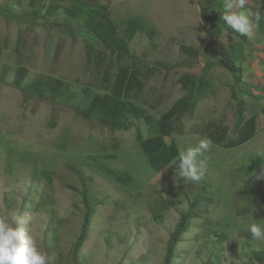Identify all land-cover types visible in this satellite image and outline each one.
I'll return each instance as SVG.
<instances>
[{
  "label": "rangeland",
  "instance_id": "obj_1",
  "mask_svg": "<svg viewBox=\"0 0 264 264\" xmlns=\"http://www.w3.org/2000/svg\"><path fill=\"white\" fill-rule=\"evenodd\" d=\"M92 6L107 9L139 79L123 99L133 110L128 128L116 132L70 109L83 90L110 91L85 64L87 48L102 44L83 28L72 36L59 26L69 10L80 14ZM246 7L259 9V0H248ZM0 8V69L6 70L0 80V215L9 222L25 217L24 226L49 264H73L85 221L83 183L91 188L95 214L77 264H161L171 232L195 199L174 264H259L252 253L264 252V240H254L248 230L253 223L264 228V179L257 178L264 170V35L257 27L240 61L243 81L257 96L246 99L245 113L246 119L257 115L255 136L239 144L233 134L234 80L218 65L209 70V87L195 111L172 121L166 142L180 152L208 138L210 124L228 127L224 143L210 139L207 171L197 183L179 176L178 163L149 168L138 140L157 134L161 116L183 95L181 76L199 80L210 58L198 0H0ZM238 43L222 28L216 48L224 53ZM182 45L198 49V56L183 53ZM19 67L27 69L25 82L62 81L55 115L51 104L36 107L13 86Z\"/></svg>",
  "mask_w": 264,
  "mask_h": 264
},
{
  "label": "trees",
  "instance_id": "obj_2",
  "mask_svg": "<svg viewBox=\"0 0 264 264\" xmlns=\"http://www.w3.org/2000/svg\"><path fill=\"white\" fill-rule=\"evenodd\" d=\"M259 4L260 8L252 9V13L257 10L262 14L264 13V0H259ZM198 5L203 25L202 30L207 37L206 49L210 58L203 67L199 80L195 75L189 73L181 76L179 81L183 95L161 116L157 123V134L138 140L139 147L146 158L147 166L154 171H160L170 164L179 162L180 151L178 146L174 143L168 144L166 142V138L170 137L174 131L172 121L185 113H193L195 111L203 89L209 87L207 82L208 72L216 65L229 71L234 80L231 88V97L236 102L237 113L233 134L237 136L239 144L246 143L255 136L257 115H252L246 119L245 113L249 106L246 99H255L257 96L243 81V68L240 63L244 46L248 42L249 36H241L239 33L233 32L227 27L226 23H223V26L219 25L221 21L219 13L224 10L220 0H198ZM47 9L46 13L52 17L54 12L50 11L49 8ZM0 10L3 11L2 8ZM40 16V11L38 15L35 14V18ZM59 26L65 28L72 36H75V28H83L86 33L92 35L102 44L100 48L94 46L87 48L85 64L86 68L92 67L96 73L100 74L102 86L107 87L110 85V91L105 93V95H92L88 92L89 90H83L70 109L81 119L106 128L111 132L128 128L127 117L133 110L132 105L126 103L123 99L135 89L139 79L127 64V45L120 38L118 28L108 16L107 9L102 6H92L84 8L80 14L74 10H69L66 22ZM222 28L237 37L239 43L236 46L229 47L224 53H219L216 43ZM257 28L264 34L261 24ZM180 49L183 53L190 56L196 57L199 54V50L192 46L182 45ZM5 76L6 70L0 69V80ZM26 77L27 69L19 67L14 74L13 86L21 91L25 101H33L36 107L42 102L51 104L52 114L55 115L58 106L57 99L61 96L63 90L62 81L37 77L25 82ZM207 130L208 138L217 144H222L229 138V130L226 126L210 124ZM80 193L85 221L73 246V264H77V255L88 240L91 225L90 219L95 214L90 186L83 183ZM261 201L264 204V196H261ZM197 205L198 200L195 199L188 210L181 214L174 230L170 234L161 264H174L177 254L176 248L181 242L182 236L190 227V221ZM252 259L259 264H264V252L254 251ZM118 264H122V261Z\"/></svg>",
  "mask_w": 264,
  "mask_h": 264
},
{
  "label": "clouds",
  "instance_id": "obj_3",
  "mask_svg": "<svg viewBox=\"0 0 264 264\" xmlns=\"http://www.w3.org/2000/svg\"><path fill=\"white\" fill-rule=\"evenodd\" d=\"M247 3L248 0H224L221 19L233 32L251 37L253 27L259 26L264 14L257 10L249 15L245 11ZM210 148L211 140L202 138L194 147L180 152L176 165L179 176L186 181L200 182L207 171L205 154ZM257 178L264 179V170ZM27 223L23 216L9 222L6 216L0 215V264H49L50 258L39 250L36 239L24 226ZM248 230L254 240H264V228L259 224L249 225Z\"/></svg>",
  "mask_w": 264,
  "mask_h": 264
},
{
  "label": "crops",
  "instance_id": "obj_4",
  "mask_svg": "<svg viewBox=\"0 0 264 264\" xmlns=\"http://www.w3.org/2000/svg\"><path fill=\"white\" fill-rule=\"evenodd\" d=\"M222 1H224V0H220V2L222 3ZM224 4V3H223ZM245 11H248L249 12V15H251V13H252V11H251V9L250 8H248V7H246V9H245ZM264 14V13H263ZM260 24L262 25V27H263V29H264V20H262L261 22H260ZM255 27V26H254ZM254 27H253V29H252V34H253V32H254ZM260 35H264L263 33L262 34H260ZM252 36V35H251ZM249 39H251V37H249ZM261 39V38H260ZM264 39V38H263Z\"/></svg>",
  "mask_w": 264,
  "mask_h": 264
}]
</instances>
